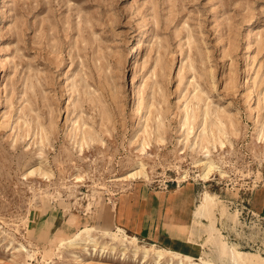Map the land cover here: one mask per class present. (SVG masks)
Wrapping results in <instances>:
<instances>
[{
  "label": "rangeland",
  "instance_id": "374dc122",
  "mask_svg": "<svg viewBox=\"0 0 264 264\" xmlns=\"http://www.w3.org/2000/svg\"><path fill=\"white\" fill-rule=\"evenodd\" d=\"M263 183L264 0H0V264L264 259ZM169 191L215 239L128 242L122 204Z\"/></svg>",
  "mask_w": 264,
  "mask_h": 264
},
{
  "label": "crops",
  "instance_id": "0c3cea01",
  "mask_svg": "<svg viewBox=\"0 0 264 264\" xmlns=\"http://www.w3.org/2000/svg\"><path fill=\"white\" fill-rule=\"evenodd\" d=\"M139 195L119 208V223L126 232L170 249L182 250L193 243L200 244L189 237L191 222L186 218L193 212L190 195L178 191ZM253 208L264 217V183L256 190Z\"/></svg>",
  "mask_w": 264,
  "mask_h": 264
},
{
  "label": "bare ground",
  "instance_id": "6f19581e",
  "mask_svg": "<svg viewBox=\"0 0 264 264\" xmlns=\"http://www.w3.org/2000/svg\"><path fill=\"white\" fill-rule=\"evenodd\" d=\"M137 109H139V106H137ZM213 200H214V198L210 194L206 193L205 196L203 197L202 203L198 206V208L194 212V225L202 222V217H208L211 220L210 228H209L210 232H209V237H208L209 240L215 239V231H216V227H215L214 222H213V216H214ZM89 227H87V226L85 228L82 227L83 229L81 228V230L79 232H77L73 238L69 239V241H67V242H62L60 245L61 246H66V245L71 246L74 244L90 243L91 241L94 240V237H93L94 235L93 236L91 235L92 229ZM107 231H109V230H107ZM189 234H190L189 235L190 239L194 238L195 232L193 229L190 230ZM111 236H112L113 240L123 242V240L120 238L118 232H112ZM135 240H136V237L134 236V237H132L131 240H128V242L135 243L134 242ZM216 242H217V245L220 247L221 253L222 254L223 253L230 254L232 256V259L237 264H264V259H262V257L260 255L255 254V255L249 256L246 253L240 251L239 249L229 246L228 243L224 239H221V238L217 239ZM139 246L140 245H138L137 248H139ZM144 250H147L150 252V251H155L156 248L146 247ZM156 252H158L160 255H163L168 251L165 249H158V250H156ZM177 256H180V255L178 254ZM191 264H193V263H191Z\"/></svg>",
  "mask_w": 264,
  "mask_h": 264
}]
</instances>
